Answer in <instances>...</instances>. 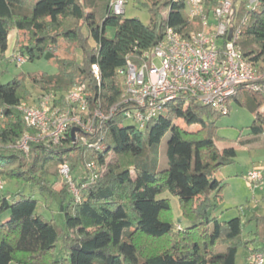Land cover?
Here are the masks:
<instances>
[{
  "label": "trees",
  "instance_id": "16d2710c",
  "mask_svg": "<svg viewBox=\"0 0 264 264\" xmlns=\"http://www.w3.org/2000/svg\"><path fill=\"white\" fill-rule=\"evenodd\" d=\"M110 1L0 0L2 57L6 58L13 29L29 35L20 53L31 61L54 56L59 43L67 42L73 52L82 50V61L64 58L57 74L35 75L33 83L42 93L67 92L84 84L91 108L109 111L121 102L123 78L118 69L129 56L156 45L169 26L185 34L200 29L199 19L190 21L187 17L186 0H150L148 24L137 17L115 15ZM217 4L218 0H206L207 11ZM245 17L238 43L251 62L264 67V0H257L252 8L242 2L235 25ZM108 25L116 27L113 37L106 35ZM91 37L96 45L90 44ZM93 64L100 67V79L92 72ZM23 80L18 75L3 83L0 76V104L4 108L0 143L19 142L30 130L17 108L31 95ZM232 99L255 114L250 128L256 137L241 141L250 145L264 132V93L240 88L229 99L230 108ZM223 115L210 105L180 95L145 129L124 118L119 110L90 137V141L100 143L99 149L82 140L75 142L71 135L52 146L31 142L33 160L29 167L21 152L0 149V174L36 186L43 194L54 193L49 177H59L57 169L65 162L73 172L86 161L105 164L99 178L88 180L80 201L70 196L67 185L60 192L67 231L58 229L54 220L38 211V200L32 194L2 193L0 264L60 263L55 251L61 238L67 253L62 264H237L239 248L248 249L256 240L245 235L241 216L228 221L212 216L227 184L217 173L234 164L237 157L235 147L219 145L222 137L217 120ZM179 119L188 127L200 128L184 129L177 123ZM126 121L130 125H123ZM169 131V167L162 168L160 143ZM81 179L87 180L86 176ZM165 191L179 197L188 226L177 227L170 219V199L159 197ZM254 220L264 231V215ZM252 251L264 253V247L256 246Z\"/></svg>",
  "mask_w": 264,
  "mask_h": 264
},
{
  "label": "built area",
  "instance_id": "2783aa9c",
  "mask_svg": "<svg viewBox=\"0 0 264 264\" xmlns=\"http://www.w3.org/2000/svg\"><path fill=\"white\" fill-rule=\"evenodd\" d=\"M129 0H111L115 15L126 12ZM239 0H218L207 11L206 0H186V14L190 21L199 19L200 29L185 34L174 27H167L163 38L153 47L128 57L126 64L118 69L123 78L121 102L104 111L91 108L84 84L69 89L65 94L45 91L36 103L22 101L18 110L30 128L20 140V149L29 153L30 143L47 146L59 144L71 135L76 127L74 140H82L89 146L100 148L99 142L90 141L98 132L99 125L119 110L126 119H131L140 129L149 121L163 114L169 101L180 95H188L204 105L227 114L229 99L242 88L264 91V68L251 62L238 41L241 25H235ZM257 0H250L252 8ZM231 36V38H230ZM18 64L27 61L25 55L17 54ZM92 72L100 79V67L93 64ZM4 108L0 104V123ZM72 136V135H71ZM104 133L100 135V140ZM89 181L97 179L95 161L89 162ZM64 180L75 190V184L67 162L60 165ZM250 186L264 180V161L246 173ZM88 184V182H87ZM5 182L0 177V192ZM250 264H264V253L251 251Z\"/></svg>",
  "mask_w": 264,
  "mask_h": 264
},
{
  "label": "rangeland",
  "instance_id": "374dc122",
  "mask_svg": "<svg viewBox=\"0 0 264 264\" xmlns=\"http://www.w3.org/2000/svg\"><path fill=\"white\" fill-rule=\"evenodd\" d=\"M242 2L246 3V7L250 4V0H239L238 8H241ZM150 0H129L126 12L122 15L123 18H134L137 17L141 19L145 24H148L151 20V6ZM85 32L88 35V31L85 28ZM116 32V27L113 25H108L106 28V35L108 37H113ZM29 35L23 32L13 29L9 36V48L6 52V58L2 57L0 51V76L1 81L6 83L12 80L16 76L24 77V84L26 88L31 93L29 98L24 101L34 104L38 96L42 93V88L36 86L33 83V76L39 74L54 75L59 72V61L64 58H74L79 62L82 61V50L78 49L73 52L72 46H69L67 42L61 41L58 46V50L54 51V56H44L35 60H27L22 64H18L15 60L17 54L20 53V46L26 43L29 39ZM91 45H96L94 38L89 40ZM264 68V67H263ZM56 92V91H54ZM58 92V91H57ZM264 93V91H262ZM62 92L60 94H65ZM231 108L229 107L228 114H224L217 120L218 133L222 139L219 141L220 146H233L237 150L236 162L232 165H228L221 169L217 174L218 178L223 180L226 184L222 191V199L220 205L217 209L212 211L213 217H218L220 221H228L236 216L241 215L244 219L249 217L252 213L264 214V180L259 184L250 186L246 179V173L249 169V162L254 157L264 161V132L258 135L252 144H243L241 141L252 139L256 137L251 133V125L254 121L255 114L251 112L247 107L240 105L236 100H231ZM264 110V106L262 107ZM184 122L182 119L177 120ZM123 125H130V121H126ZM181 126V125H180ZM184 129L189 131H197L196 129H191L186 123L182 126ZM28 132V131H27ZM171 136V131L163 138L160 143V154L163 160L162 168L169 167L168 158L166 157L168 141ZM20 142V141H19ZM10 143L3 144L0 143V149L9 151H19L25 161V166L29 167L32 163L33 158L31 153H27L20 149V143ZM167 162L165 163V159ZM110 159V158H109ZM86 161L84 164H79L76 170L73 172L71 170V175L75 184V190H73L70 185L64 180L60 172V166L57 171L59 172V177L51 175L49 180L53 182V194H43L39 188L32 186L31 184L18 183L14 179H8L6 174H0L5 182L4 191L0 193H5L6 195L12 196L17 192H23L25 194H32V196L38 200V211L43 213L48 219L54 220L58 229H63L67 231L64 223V215L60 208L61 199L59 197L60 192L65 190L66 185L71 193L70 196L75 198V202L81 200L82 189L87 187V182L89 180V170L88 163L92 162ZM96 162V161H95ZM97 171H105V164L103 165L96 162ZM238 169L239 174H233L232 170ZM86 174V175H85ZM86 176L87 180L82 181L81 177ZM100 177V176H99ZM98 177V178H99ZM78 184H81L80 186ZM161 198L170 199L171 209L168 211L170 219L173 221L175 226L186 227L190 222L185 218L183 208L181 206L179 197L171 194L169 191H165L160 194ZM6 213L3 217H8ZM154 245H159L158 242H152ZM147 245V244H145ZM148 248L145 247V250ZM56 259L61 261L63 258L67 257L66 250L63 245V239H59L56 245L55 251ZM246 255V248L241 247L238 251V263H244V258Z\"/></svg>",
  "mask_w": 264,
  "mask_h": 264
},
{
  "label": "crops",
  "instance_id": "0c3cea01",
  "mask_svg": "<svg viewBox=\"0 0 264 264\" xmlns=\"http://www.w3.org/2000/svg\"><path fill=\"white\" fill-rule=\"evenodd\" d=\"M178 124L183 126L184 122L179 121ZM189 128L198 130L200 127L198 125H194V126H191ZM261 163L262 162L260 160L253 157L249 162V166H248L249 169L247 170V172L250 169L254 168L255 166H257ZM232 172H233V174L234 173L239 174L238 169H234V170H232ZM217 176H218V174H217ZM261 215H264V214L252 213L249 217H247L245 219L241 215H239L243 218L244 233L247 236V238L256 240L255 244L251 245L248 249H246V255L244 258V263H242V264H250V254H251L252 249H254L256 246L264 247L263 226L260 225L257 220H254L257 216H261ZM237 264H239L238 263V255H237Z\"/></svg>",
  "mask_w": 264,
  "mask_h": 264
},
{
  "label": "water",
  "instance_id": "95a60500",
  "mask_svg": "<svg viewBox=\"0 0 264 264\" xmlns=\"http://www.w3.org/2000/svg\"><path fill=\"white\" fill-rule=\"evenodd\" d=\"M230 38H231V36H230ZM77 130H78V128H76V127L72 128V130H71V135H72L73 138L75 137V132H76Z\"/></svg>",
  "mask_w": 264,
  "mask_h": 264
}]
</instances>
